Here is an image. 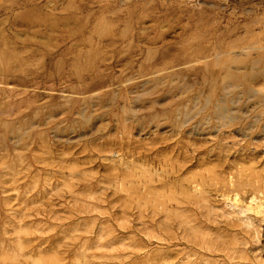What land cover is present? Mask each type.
Returning a JSON list of instances; mask_svg holds the SVG:
<instances>
[{"label": "rangeland", "instance_id": "374dc122", "mask_svg": "<svg viewBox=\"0 0 264 264\" xmlns=\"http://www.w3.org/2000/svg\"><path fill=\"white\" fill-rule=\"evenodd\" d=\"M262 112L264 0H0V264H185L188 216L264 264L214 193Z\"/></svg>", "mask_w": 264, "mask_h": 264}, {"label": "bare ground", "instance_id": "6f19581e", "mask_svg": "<svg viewBox=\"0 0 264 264\" xmlns=\"http://www.w3.org/2000/svg\"><path fill=\"white\" fill-rule=\"evenodd\" d=\"M227 76L230 77L232 82L242 81L243 78L236 73H229ZM218 113L222 123L224 125L227 124L229 127L236 126L241 121H248L245 117L233 115L232 113L219 111ZM261 124H264V112L255 116L254 120L251 122V127L254 128V126H259ZM231 175L228 178L229 185L224 182L222 183V181L225 180L224 178L218 179L219 177H215L214 179L213 177L215 185L214 193H216V196L219 195L223 197V201L232 209V212L236 215V219L245 222L242 225H233V228H231L233 230L235 227L240 226L237 227V229L241 232L242 237L239 240L235 239L236 243L238 242L242 245H248V243L251 242L253 244H251L252 249L263 250L260 236L262 232L261 225L262 222H264V176L262 175V172L254 173L255 176L250 177L249 179L247 178L249 175L242 176L244 178H241V174ZM191 186L195 192L200 191L204 193L205 187L201 188L202 183L199 184L197 182H192ZM209 191L212 190L209 189ZM204 199H206V197H204ZM168 200H170V198H168ZM197 204H199V202ZM188 219L191 220L189 216ZM189 220L184 218L179 222L184 236L189 232H194V235L191 238L192 240L190 241L192 253L191 255H188L190 257L192 256L194 259L185 264H219L218 259L220 257L224 260H234L233 256L235 252L238 251L239 245H232L231 242L227 244H224L223 242L220 243L211 236V239H207L204 235L200 234L199 228L201 227L198 228L191 224L190 226H187ZM257 221H259L260 224H254ZM220 237V235L216 236V238ZM174 263L184 264L178 262ZM174 263L171 262V264Z\"/></svg>", "mask_w": 264, "mask_h": 264}]
</instances>
